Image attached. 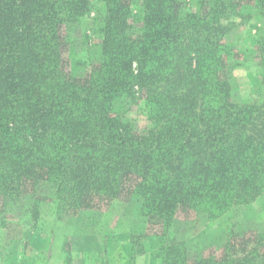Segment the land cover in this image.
Here are the masks:
<instances>
[{"label":"trees","instance_id":"16d2710c","mask_svg":"<svg viewBox=\"0 0 264 264\" xmlns=\"http://www.w3.org/2000/svg\"><path fill=\"white\" fill-rule=\"evenodd\" d=\"M90 1L0 0L1 213L27 197L34 222L45 211L81 222L126 189L146 226L160 225L159 264H264V231L192 261L171 237L176 213L216 218L264 191V0H136L137 25L134 0H96L98 50L83 57ZM248 6L262 93L236 103L225 36ZM138 93L144 129L115 106Z\"/></svg>","mask_w":264,"mask_h":264},{"label":"rangeland","instance_id":"374dc122","mask_svg":"<svg viewBox=\"0 0 264 264\" xmlns=\"http://www.w3.org/2000/svg\"><path fill=\"white\" fill-rule=\"evenodd\" d=\"M182 1L185 7L193 6V0ZM90 2V12L77 28L78 40L89 48L87 53L81 52L83 57L98 50L93 45L99 41L98 17L103 12L96 0ZM140 8V2L134 0L130 20L133 25L138 24L135 20ZM230 20L233 25L225 36L234 52L227 71L230 98L236 103L258 101L262 88L255 36L261 23L252 17L250 6L240 9ZM115 106L121 118L138 129L148 126L143 115V93L137 94L134 103L126 100ZM133 182L132 177L127 185ZM120 196L105 210L96 206L88 215H82L81 222L78 217L75 221L55 220L46 211L39 216L42 220L34 222L23 209L29 201L27 197L18 205V211L8 206L6 215L0 211V264H159L152 238L160 225L146 226L126 189ZM263 231L264 191L251 202L234 206L216 218L196 212L176 213L171 237L184 243L192 261L202 255L219 254L229 236H236L239 242L242 237L246 240Z\"/></svg>","mask_w":264,"mask_h":264}]
</instances>
